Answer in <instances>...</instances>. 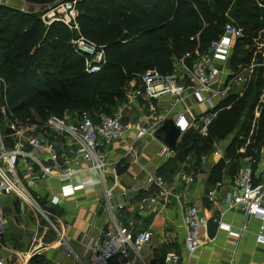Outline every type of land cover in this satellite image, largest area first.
<instances>
[{"label":"trees","instance_id":"trees-1","mask_svg":"<svg viewBox=\"0 0 264 264\" xmlns=\"http://www.w3.org/2000/svg\"><path fill=\"white\" fill-rule=\"evenodd\" d=\"M18 1L28 6L27 12L0 5V121L42 125L51 117L112 116L125 102L130 83L149 71L168 76L179 61L190 66L207 54L228 24L242 32L228 60L230 72L264 62L257 52V38L264 31V10L258 3L263 0H78V33L61 23L42 22V15L60 0ZM78 36L102 49L105 65L99 73L87 74L84 58L72 46ZM263 70L254 69L241 97L222 102L206 138L193 130L184 133L174 162L193 155L199 170L213 142L231 135L227 158L258 163L264 112L255 120L254 111L264 87ZM243 148L245 154L237 155ZM223 168V162L215 165L212 179L218 181Z\"/></svg>","mask_w":264,"mask_h":264},{"label":"crops","instance_id":"crops-1","mask_svg":"<svg viewBox=\"0 0 264 264\" xmlns=\"http://www.w3.org/2000/svg\"><path fill=\"white\" fill-rule=\"evenodd\" d=\"M12 3L18 5V9L23 6L19 1ZM180 63L175 70L179 69ZM260 66L264 69V62L255 65V68ZM229 71L227 63L225 72ZM262 73L264 80V70ZM138 87L140 83L137 79L129 84L128 89ZM244 92L241 87H236L232 95L241 97ZM223 101H215L216 114L220 112ZM151 104L155 114L165 116V120L171 119L174 123L180 116L186 118L188 112L197 119L210 113L207 106L197 103L190 94L184 96L182 103H175L170 97L153 102L141 97L126 109H123L124 103L121 104L118 108L123 111L121 122L128 126V130L107 149L105 188L88 183L96 179L94 174L80 173L72 178L71 183L73 186L87 183L84 189L74 196L61 199L57 205L51 204L52 197L60 196L61 192L62 185L56 180H44L27 188L47 220L19 198L0 196V207L5 216L6 246L0 249V261L4 264H92V256L86 246L99 239L110 227L109 214L105 210L108 195L114 208L124 206L122 210L114 211L122 228L132 233L149 231L152 234L150 245L142 251V257L148 264H160L168 254L179 256L180 264H264V244L257 241L264 223L258 218L247 219L239 210H228L224 202V196L232 188L239 170L250 164V158H227V148L233 140L231 135L224 141L213 142L212 152L201 157L199 170L194 167L196 158L193 155H188L181 163L174 162L175 151H171L168 159L159 158L158 153L163 145L154 138L153 132L150 137L137 141L133 128L152 115ZM257 109L260 114L264 112V87ZM91 120L97 124L98 115ZM201 124L198 121L190 130L198 132ZM183 135L181 133L175 139L176 147ZM41 136L56 149L65 143L63 137H57L52 132ZM173 138L175 135L172 133L169 141ZM130 148L134 149V153ZM73 152L74 147L66 144L63 154H60L61 163L74 165ZM263 152L264 145L254 166L256 182L264 181ZM236 154L244 155V148ZM39 156L49 165L46 157ZM77 162L78 167H86L83 162ZM219 162H223L224 168L216 181L212 179L211 171ZM159 172L165 174V183L173 194L162 210L142 203L148 196L141 189L147 177ZM177 173L193 176V182L186 186L182 179H177ZM218 182L222 188L214 202H209L207 193ZM176 197H179L178 200ZM187 207L196 208L203 220L201 248L190 256L184 250L185 231L182 223ZM218 222L231 232L238 233L242 228H245V232L235 237L226 229H220ZM57 232L64 236L65 244L59 241ZM67 250L72 252L71 255H66Z\"/></svg>","mask_w":264,"mask_h":264},{"label":"built area","instance_id":"built-area-1","mask_svg":"<svg viewBox=\"0 0 264 264\" xmlns=\"http://www.w3.org/2000/svg\"><path fill=\"white\" fill-rule=\"evenodd\" d=\"M13 1L0 0V5L9 6ZM77 1L60 0L54 8H48L42 15V22L45 26L54 22L61 23L69 31L78 33V12L75 8ZM263 2L258 3L262 10H264ZM261 36L263 37L261 38ZM241 38V30L228 24L225 26L222 37L211 43L207 54L193 60L190 66L181 61L179 69L168 76H161L154 71L144 73L138 78L140 87L127 90L123 109L141 97L150 102L170 97L175 103H182L184 96L190 94L197 103L207 106L210 113L197 119L188 112L186 118L180 116L174 124L179 128L180 133H186L198 121H201L202 126L198 129V133L206 138L208 127L216 117L215 101L226 100L236 87H241L244 92L251 82L255 69L254 63L236 73L225 72V65L232 53L233 44ZM259 38L257 52L264 58V31ZM72 46L75 52L84 58L87 74L95 75L101 71L105 65L104 53L101 48L96 47L82 36H78L72 41ZM150 109L152 115L144 123L135 124L133 127L136 131L137 141L150 137L152 132L154 133L160 128L165 121V116L154 113L152 104ZM259 111L257 108L255 109V120L260 116ZM122 114V110H117L112 116L98 115L99 122L97 124L93 123L87 114L66 117L62 120L51 117L42 125L5 119L3 124L0 123V196L19 198L35 213L47 220V216L29 195L27 188L44 180L59 182L62 185L60 196L52 197V205H57L61 199L74 196L76 192L84 189L87 183L75 186L71 183L74 176L83 172L96 176L93 182L88 183L105 188V174L108 167L106 163L107 149L115 141L121 139L128 130V126L121 122ZM8 129L12 134L6 136L5 131ZM46 132L63 137L64 145H60L57 149L54 148L41 136ZM66 144L74 147L72 153L74 165L62 164L59 160ZM130 151L134 153L133 148H130ZM39 155L46 157L49 165L44 163ZM170 155L171 151L167 147H160L159 158L168 159ZM262 160L264 162V152ZM77 161L83 162L86 167H78ZM252 164L255 162L250 161L248 166L239 170L232 188L224 196V202L228 210H239L247 219L258 218L264 223V181L256 182L254 166L257 163L254 166ZM176 177L179 180L182 179L186 186L193 182L191 175L177 173ZM221 188L222 184L218 182L209 190L207 193L209 202H214ZM141 189L148 194L142 203L159 210H162L169 199L173 197L165 180L158 174L149 175ZM176 198L178 200L179 197ZM123 207V205H119L114 208L110 203V198L106 195L105 210L109 214L110 227L103 232L99 239L86 246L92 256V264H148L142 257V251L150 245L152 234L149 231L132 233L122 228L114 211L115 209L120 211ZM182 223L185 231L184 250L190 256L201 248L200 230L203 220L196 208L187 207L184 210ZM218 226L220 229H226L235 237L245 232V228L240 229L238 233L231 232L221 222H218ZM4 227L5 216L0 207V249L6 247ZM58 239L65 244L62 234L58 233ZM257 241L264 244V227L260 228ZM71 253L66 251L68 256ZM0 264H4V262L0 261ZM160 264H180V258L175 254H168Z\"/></svg>","mask_w":264,"mask_h":264},{"label":"water","instance_id":"water-1","mask_svg":"<svg viewBox=\"0 0 264 264\" xmlns=\"http://www.w3.org/2000/svg\"><path fill=\"white\" fill-rule=\"evenodd\" d=\"M172 133L175 135V138H173L172 141H169L171 140ZM11 134L12 132L9 129L5 131L6 136H9ZM180 134V130L175 126L174 122L171 119H166L161 127L153 133V136L163 146L174 152L176 147V140L180 136Z\"/></svg>","mask_w":264,"mask_h":264},{"label":"rangeland","instance_id":"rangeland-1","mask_svg":"<svg viewBox=\"0 0 264 264\" xmlns=\"http://www.w3.org/2000/svg\"><path fill=\"white\" fill-rule=\"evenodd\" d=\"M15 1V0H14ZM16 2V1H15ZM20 3H22V2H20ZM23 4V3H22ZM9 6L11 7V8H14V9H18V5H16V4H14V3H12V2H10V4H9ZM20 10L21 11H24V12H27L28 11V6H26V5H24L23 4V6H21V8H20ZM259 36H260V34H259ZM259 36H258V38H257V41L258 42H260V38H259ZM263 36H261V38H262ZM0 122H5V120L3 119L2 121H0ZM3 123H1V124H3ZM250 135H252V132L250 133ZM6 145H8L7 143H6ZM51 228V227H50Z\"/></svg>","mask_w":264,"mask_h":264}]
</instances>
